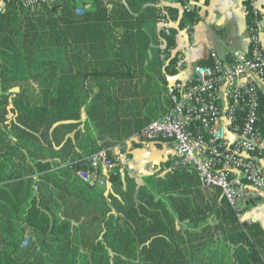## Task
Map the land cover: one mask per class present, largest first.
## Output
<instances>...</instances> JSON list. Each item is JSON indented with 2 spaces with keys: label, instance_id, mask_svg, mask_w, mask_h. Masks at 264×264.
Listing matches in <instances>:
<instances>
[{
  "label": "trees",
  "instance_id": "trees-1",
  "mask_svg": "<svg viewBox=\"0 0 264 264\" xmlns=\"http://www.w3.org/2000/svg\"><path fill=\"white\" fill-rule=\"evenodd\" d=\"M155 2L87 0L83 15L77 0L14 3L0 15V264H193L184 248L219 236L234 264H264V229L193 168L163 173L168 159L141 184L116 174L107 194L78 176L109 147L132 156L171 144L139 138L164 107L163 69L178 73L174 35L151 29ZM243 3L251 32L254 6ZM166 10L178 18V7ZM197 20L186 11L180 25ZM26 84L34 94L14 90Z\"/></svg>",
  "mask_w": 264,
  "mask_h": 264
},
{
  "label": "built area",
  "instance_id": "built-area-1",
  "mask_svg": "<svg viewBox=\"0 0 264 264\" xmlns=\"http://www.w3.org/2000/svg\"><path fill=\"white\" fill-rule=\"evenodd\" d=\"M249 1L255 12L250 53L236 52L231 59H224L218 52H211V63L196 66L192 81L176 80L168 85L171 109L139 134L145 141H171L168 144L173 149L170 166L162 172H169L176 166L193 168L205 188L221 191L239 219L248 208L264 203V114L261 111L264 49L260 40L264 18L255 9L257 0ZM51 2L0 0V15L14 3L29 9L51 6ZM86 2L77 0V15L85 14ZM172 3L181 7L183 13H197L200 2L172 0ZM156 7L160 32L173 35L169 13L158 2ZM194 24L186 22L184 28L191 30ZM160 47H165L164 39H160ZM131 164L127 152L114 147L95 153L90 159L89 170L79 171L78 176L91 187L102 189L113 175L129 173ZM28 241L29 235L23 244Z\"/></svg>",
  "mask_w": 264,
  "mask_h": 264
},
{
  "label": "crops",
  "instance_id": "crops-1",
  "mask_svg": "<svg viewBox=\"0 0 264 264\" xmlns=\"http://www.w3.org/2000/svg\"><path fill=\"white\" fill-rule=\"evenodd\" d=\"M157 2L159 6L165 10L168 6L178 7L179 15L176 19L181 20L183 17L184 13L181 7L174 5L172 0H156L154 7H156ZM199 2V7L197 9L198 20L191 30H186L184 26H181L180 22L173 19L169 13L173 20L171 30L175 39V49L173 50V54L179 55V62L178 73L175 76H170L165 73L163 69V77L167 79V85H170L176 80L185 82L192 81L194 79L196 66L210 64V54L213 51L218 52L224 59H231L236 52L249 54L252 49L243 0H199ZM255 9L260 12L261 17L264 18V0H257ZM151 25L153 26L151 28L152 31L157 32V34L160 35V26L153 20L151 21ZM243 36H245L244 48H242V50L233 49L235 40ZM260 40L261 47L264 49V29L261 31ZM149 81L150 78L147 76V78L138 79L137 83L142 85L146 82L149 83ZM147 92H150L149 88L147 89ZM127 97L128 96L126 95L125 98ZM162 100H165L164 107L161 108L159 117L155 120L162 118L170 110V101L166 93H163ZM136 111H139V109H136ZM114 147H119V145L109 148L111 149ZM150 147L154 149L155 144H151ZM170 147L171 146L167 147V144H163L161 147H158V149H161V152H163ZM138 150L139 149L134 150L131 154L132 156H130L132 159V169L128 175H131L134 170L135 163L137 164V162L140 161L135 155ZM166 154H168V152ZM150 174L155 173L154 171H151ZM142 178L141 180L135 179L137 183L141 184ZM110 188L111 184L109 182L107 187L100 189V192L107 194L110 191ZM220 194L223 197L222 193ZM240 220L259 224L264 229V203L248 208L242 214ZM26 245L27 244H23V246ZM184 250L185 254L193 264H234L231 253L230 256H228V259H225V253L228 252L229 254L230 252V245L226 236L217 237L213 244L193 249L184 248Z\"/></svg>",
  "mask_w": 264,
  "mask_h": 264
},
{
  "label": "rangeland",
  "instance_id": "rangeland-1",
  "mask_svg": "<svg viewBox=\"0 0 264 264\" xmlns=\"http://www.w3.org/2000/svg\"><path fill=\"white\" fill-rule=\"evenodd\" d=\"M244 39L245 36L240 37L238 39L235 40V43L233 45V49L235 50H242V48H244ZM31 86L29 84H26L25 87L22 85H16L14 86V90H20L22 88L27 89V91L31 94H34L35 89L30 88ZM170 145L167 144V147H169ZM161 149H158V147L155 144L154 149H152L151 147H144V148H140L137 152H136V158L140 159L139 162H137V164L135 163V168L132 171L131 175L133 177H135L138 180H141V178L145 175H148L151 173V171H158V169L161 166V163H163L164 161L170 159L173 155V149L167 148L165 151L161 152ZM168 152V154H166ZM140 157V158H139ZM231 251L227 253H225V259H228V256H230Z\"/></svg>",
  "mask_w": 264,
  "mask_h": 264
},
{
  "label": "water",
  "instance_id": "water-1",
  "mask_svg": "<svg viewBox=\"0 0 264 264\" xmlns=\"http://www.w3.org/2000/svg\"><path fill=\"white\" fill-rule=\"evenodd\" d=\"M51 4L53 7H58L60 5V0H52Z\"/></svg>",
  "mask_w": 264,
  "mask_h": 264
}]
</instances>
